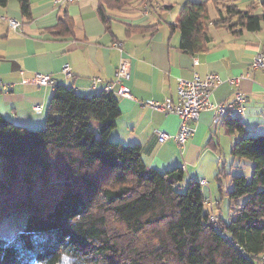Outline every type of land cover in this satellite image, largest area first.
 Instances as JSON below:
<instances>
[{
	"label": "trees",
	"instance_id": "obj_1",
	"mask_svg": "<svg viewBox=\"0 0 264 264\" xmlns=\"http://www.w3.org/2000/svg\"><path fill=\"white\" fill-rule=\"evenodd\" d=\"M17 1L30 16L31 1ZM137 2L154 6L160 0H99L107 29L108 11ZM218 11L219 19L211 22L207 2L182 8L176 27L183 50L205 51L212 23L235 33L259 32L264 26V0L247 9L223 4ZM62 24L72 32L69 20ZM120 114L113 92L87 97L61 85L42 129L15 125L0 113V223L18 220L17 239H0V264H58L62 251L72 264L264 261V135L248 136L238 119L228 122L239 134L232 157L254 166L251 181L244 175L231 178L227 222L206 210L202 185L187 182L183 169L148 168L139 146L109 138ZM94 121L101 123L97 133Z\"/></svg>",
	"mask_w": 264,
	"mask_h": 264
},
{
	"label": "crops",
	"instance_id": "obj_2",
	"mask_svg": "<svg viewBox=\"0 0 264 264\" xmlns=\"http://www.w3.org/2000/svg\"><path fill=\"white\" fill-rule=\"evenodd\" d=\"M30 1V16L22 13L17 0L0 5L2 117L38 130L46 124L48 107L58 86L82 96H95L114 83L122 59H128L130 79L125 85L132 98L117 95L121 114L109 138L126 146H139L148 168L163 172L183 169L187 182L202 185L206 210L229 222L231 202L227 193L234 176L229 167L235 168L242 160L232 157L239 134L230 131L228 122L238 119L248 136L264 135V70L253 69L255 56L264 52V26L259 32L238 29L235 33L212 23L207 49L195 54L182 49V34L176 26L182 8L189 2H207L208 16L215 22L223 4L247 9L259 0H160L154 6L137 2L122 10L108 11V29L99 13V0L63 4L57 0ZM8 19L19 21L21 28H10ZM62 20L72 23V32L64 31ZM139 27L150 28L143 31ZM66 65L71 75L64 72ZM38 74L51 76L53 85L35 84L32 80ZM195 74L202 78L218 74L223 80L212 95L213 103L234 102L237 92L243 93L246 100L238 116V111L233 110L217 123L215 111L201 112L193 135L180 146L174 139L179 117L142 102H176L179 80L192 79ZM231 78L241 81L233 85L228 83ZM36 106L42 107L41 113L35 111ZM93 127L97 133L101 123L94 121ZM158 131L167 132L171 138L160 143Z\"/></svg>",
	"mask_w": 264,
	"mask_h": 264
},
{
	"label": "built area",
	"instance_id": "obj_3",
	"mask_svg": "<svg viewBox=\"0 0 264 264\" xmlns=\"http://www.w3.org/2000/svg\"><path fill=\"white\" fill-rule=\"evenodd\" d=\"M77 0H57L58 3H73ZM147 4V3H146ZM149 5V4H147ZM147 5L145 7H147ZM10 28L17 30L21 28V23L15 19L7 20ZM198 63V60H195ZM253 69L264 70V52L258 53L253 60ZM131 64L128 59H122L119 68L115 74V81L112 85L104 89L105 92H113L118 96L125 98H132L131 91L125 82L130 79ZM64 72L71 75L69 67H64ZM35 84L41 86L53 85V79L49 75L38 74L33 80ZM241 81L240 78H231L228 83L238 85ZM223 84V80L218 74H209L205 78L195 74L192 79L181 78L178 82V100L174 102L172 99H167L164 102H157L149 100L142 102L143 105L148 106L154 110H161L165 114L177 115L180 119V126L174 139L180 146H184L187 140L193 135L195 129L194 124L199 121L201 112L206 110L215 111V122H219L222 116L230 114L231 111H238L237 115L243 109L242 104L246 98L243 93L237 92L235 101L225 104H215L211 98L214 91ZM1 85V84H0ZM117 88L115 89V86ZM42 107L36 106L35 111L41 113ZM171 135L164 131H158V139L160 143H165ZM217 221L215 217L212 218ZM264 260V256L261 258Z\"/></svg>",
	"mask_w": 264,
	"mask_h": 264
},
{
	"label": "rangeland",
	"instance_id": "obj_4",
	"mask_svg": "<svg viewBox=\"0 0 264 264\" xmlns=\"http://www.w3.org/2000/svg\"><path fill=\"white\" fill-rule=\"evenodd\" d=\"M246 4H242L241 6L244 7ZM213 19L217 18L216 14H213ZM45 125V124H44ZM44 127V126H43ZM38 128V129H42ZM37 130V129H33ZM253 162L249 160H242L237 161V165L235 168L229 167V171L233 173V175H244L248 181H251L252 174H253ZM18 220L16 218L10 217L7 220H4L2 223H0V239L7 241V242H14L17 239V232L15 228V223Z\"/></svg>",
	"mask_w": 264,
	"mask_h": 264
},
{
	"label": "clouds",
	"instance_id": "obj_5",
	"mask_svg": "<svg viewBox=\"0 0 264 264\" xmlns=\"http://www.w3.org/2000/svg\"><path fill=\"white\" fill-rule=\"evenodd\" d=\"M58 264H72V258L69 256L67 251H62L59 254Z\"/></svg>",
	"mask_w": 264,
	"mask_h": 264
}]
</instances>
